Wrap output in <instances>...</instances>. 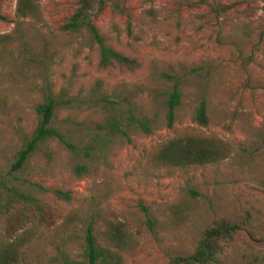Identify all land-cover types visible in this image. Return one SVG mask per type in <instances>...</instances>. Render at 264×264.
<instances>
[{
    "label": "rangeland",
    "instance_id": "obj_1",
    "mask_svg": "<svg viewBox=\"0 0 264 264\" xmlns=\"http://www.w3.org/2000/svg\"><path fill=\"white\" fill-rule=\"evenodd\" d=\"M130 20L109 7L94 18L108 42L137 59L139 67L125 70L100 68L98 46L84 35L69 37L59 30L76 8L78 0H39L47 23L44 31L57 36V54L51 60L42 53L34 60L45 68L53 90L65 89L71 106L55 110L51 125L74 143L83 144L95 130L98 118L93 101L96 85L108 92L114 85L147 82L152 63L160 70H174L180 77L183 102L170 128L159 127L150 135H138L116 150L109 163L96 160V173L75 178L71 167L83 158L68 152L56 140L40 148L19 172L8 180L33 192L40 207L20 208L0 214V239H10L25 229L34 233L20 264H66L51 237V230L72 209L97 208L113 211L130 223L139 246L124 253L125 264H171L175 256L190 255L203 232L219 220L237 225L230 238L220 240V250L205 264H264V187L246 171L248 160L264 148V11L261 0H122ZM16 0H0V33L13 27ZM226 6L216 14L212 7ZM147 9H152L151 16ZM121 32L116 36L113 24ZM30 55L25 53L22 58ZM0 108V170L13 160L19 138L34 126L33 106L39 94L23 87L5 91ZM204 98L208 121L200 125L192 115ZM139 110L151 108L146 98ZM213 135L230 142L228 158L189 168H152L149 153L160 142L180 134ZM53 151L46 164L43 151ZM14 178V179H13ZM44 188L71 191L69 201ZM197 192V207L179 226L153 224L164 220L166 209ZM101 196L98 205L92 197ZM149 222H153L149 224ZM73 246L67 247L72 255Z\"/></svg>",
    "mask_w": 264,
    "mask_h": 264
},
{
    "label": "trees",
    "instance_id": "obj_2",
    "mask_svg": "<svg viewBox=\"0 0 264 264\" xmlns=\"http://www.w3.org/2000/svg\"><path fill=\"white\" fill-rule=\"evenodd\" d=\"M264 11V0H261ZM109 7L112 12L126 16L125 30L131 34L130 20L122 0H78L76 8L59 26V30L72 37L82 34L98 46L100 68L118 67L135 70L139 67L137 59L117 50L108 42L94 24V18ZM226 6L212 7L216 14ZM155 16L152 9H147ZM47 23L43 17L39 0H16L13 27L0 33V108L6 103L5 91L9 88L23 87L28 92L39 94L40 101L33 106L35 123L28 134L19 138L13 153V160L0 170V214L13 209L30 210L39 208L40 200L23 186L8 180V175L19 172L40 148V144L56 140L68 152L83 158V162L71 167L75 178L92 176L98 160L109 163L116 150L132 143L135 136L150 135L161 126L172 127L177 112L183 102L180 77L174 70H160L156 63L150 66L147 82L129 84L121 82L108 92L96 85L97 97L93 106L97 108L98 118L92 120L94 132L83 144L74 143L51 125L55 110L71 106L73 100L64 99L65 89L55 92L45 68L32 56L42 53L51 60L57 54L54 47L57 36L44 31ZM118 36L121 32L114 23ZM25 53L30 56L22 58ZM146 98L151 108L139 110L138 100ZM193 121L206 125L207 105L201 98L194 108ZM233 151L230 142L213 135L180 134L157 144L149 153L147 162L152 168H189L220 162ZM46 164L53 161V151L46 147L43 151ZM252 179L264 187V148L248 160L245 166ZM14 179V178H13ZM36 192L51 193L60 200L69 201L71 191L59 188H44L35 183ZM197 192L189 190V197L171 204L165 212L164 220L149 222L158 227L179 226L197 207ZM98 205L101 196L92 197ZM237 225L232 221L219 220L207 228L198 240L193 252L187 256H175L171 264H205L220 250V240L230 238ZM51 237L57 241V248L66 264H125L124 253L139 246V238L126 220L120 219L113 211L103 209L75 208L67 212L61 222L51 230ZM34 233L25 229L10 239H0V264H20L26 248L33 242ZM73 246V257L67 247Z\"/></svg>",
    "mask_w": 264,
    "mask_h": 264
}]
</instances>
